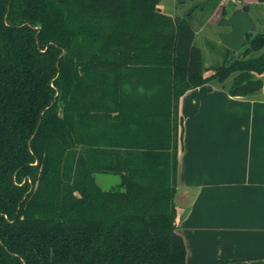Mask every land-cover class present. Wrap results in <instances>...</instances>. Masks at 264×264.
<instances>
[{"label": "trees", "instance_id": "obj_1", "mask_svg": "<svg viewBox=\"0 0 264 264\" xmlns=\"http://www.w3.org/2000/svg\"><path fill=\"white\" fill-rule=\"evenodd\" d=\"M195 36L160 0H0V264H185L180 97L264 87V32L207 76Z\"/></svg>", "mask_w": 264, "mask_h": 264}, {"label": "crops", "instance_id": "obj_2", "mask_svg": "<svg viewBox=\"0 0 264 264\" xmlns=\"http://www.w3.org/2000/svg\"><path fill=\"white\" fill-rule=\"evenodd\" d=\"M224 5L201 25L222 19ZM203 10L185 16L192 21ZM179 115L175 201L185 264H264V87L243 97L206 83L180 97Z\"/></svg>", "mask_w": 264, "mask_h": 264}, {"label": "rangeland", "instance_id": "obj_3", "mask_svg": "<svg viewBox=\"0 0 264 264\" xmlns=\"http://www.w3.org/2000/svg\"><path fill=\"white\" fill-rule=\"evenodd\" d=\"M221 1H224V8L227 9L229 16L236 6L242 7V3H235L234 0H160V8L162 11L169 15L185 16V14L196 7H204L205 10L199 11L193 18L192 25L196 31L194 43L199 46L203 52L204 64L207 66L208 72L214 71L218 66L224 63L227 58L228 61L235 60L243 57L244 49L247 42L244 44L240 51H230L225 45L222 44L220 34L222 31H230L231 28L227 25L220 23L221 19L213 25L208 23L201 25V20L207 15V11L217 6ZM250 6V13L255 23V29L252 34L264 32V2L258 0ZM224 16V17H225ZM263 50L254 52L251 55L260 56ZM217 86H223L220 82H210ZM96 181L105 189H108L121 181V176L118 173L111 172H96Z\"/></svg>", "mask_w": 264, "mask_h": 264}, {"label": "water", "instance_id": "obj_4", "mask_svg": "<svg viewBox=\"0 0 264 264\" xmlns=\"http://www.w3.org/2000/svg\"><path fill=\"white\" fill-rule=\"evenodd\" d=\"M220 23L231 28L230 31L222 32L220 39L223 45L233 51H240L246 43V35L255 29L248 5L234 9L229 16L223 17Z\"/></svg>", "mask_w": 264, "mask_h": 264}]
</instances>
